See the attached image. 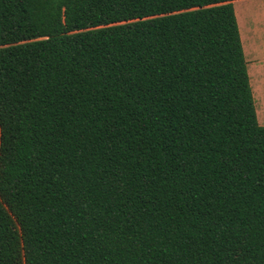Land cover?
<instances>
[{
	"label": "trees",
	"instance_id": "obj_1",
	"mask_svg": "<svg viewBox=\"0 0 264 264\" xmlns=\"http://www.w3.org/2000/svg\"><path fill=\"white\" fill-rule=\"evenodd\" d=\"M236 1L0 0V264H264Z\"/></svg>",
	"mask_w": 264,
	"mask_h": 264
},
{
	"label": "rangeland",
	"instance_id": "obj_2",
	"mask_svg": "<svg viewBox=\"0 0 264 264\" xmlns=\"http://www.w3.org/2000/svg\"><path fill=\"white\" fill-rule=\"evenodd\" d=\"M233 9L247 63L257 121L260 126H264V0L236 1Z\"/></svg>",
	"mask_w": 264,
	"mask_h": 264
},
{
	"label": "bare ground",
	"instance_id": "obj_3",
	"mask_svg": "<svg viewBox=\"0 0 264 264\" xmlns=\"http://www.w3.org/2000/svg\"><path fill=\"white\" fill-rule=\"evenodd\" d=\"M243 39H244V37H243ZM245 41V40H244Z\"/></svg>",
	"mask_w": 264,
	"mask_h": 264
}]
</instances>
